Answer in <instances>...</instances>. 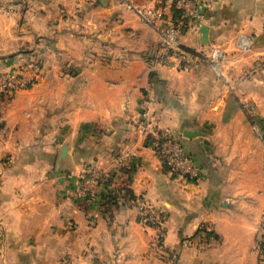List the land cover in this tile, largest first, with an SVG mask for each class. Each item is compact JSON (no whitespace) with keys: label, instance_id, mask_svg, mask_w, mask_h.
I'll use <instances>...</instances> for the list:
<instances>
[{"label":"crops","instance_id":"1","mask_svg":"<svg viewBox=\"0 0 264 264\" xmlns=\"http://www.w3.org/2000/svg\"><path fill=\"white\" fill-rule=\"evenodd\" d=\"M155 1L0 0V73L35 81L0 94V264H264V0H201L185 70L128 8ZM145 112L198 179L171 174ZM85 166L113 177L94 198L77 195Z\"/></svg>","mask_w":264,"mask_h":264},{"label":"built area","instance_id":"2","mask_svg":"<svg viewBox=\"0 0 264 264\" xmlns=\"http://www.w3.org/2000/svg\"><path fill=\"white\" fill-rule=\"evenodd\" d=\"M11 1V0H10ZM135 15L158 31L162 39L161 64L174 65L185 70L198 58L194 52L182 47L180 38L184 30L196 29V23L202 19L204 3L201 0H157L145 7L128 5ZM208 58L214 68L222 61V52L212 48ZM33 78L22 69L15 68L0 73V94L11 95L32 86ZM140 133L149 141L150 147L161 157L171 174L178 178L196 180L199 168L182 147L180 141L172 134L160 130L152 117L145 112L139 122ZM113 177L101 173L91 166H85L81 176L77 195L82 198H94L99 195V188H105ZM138 221L159 230L163 225L162 212L149 204L144 198L135 201ZM159 230V237L162 233Z\"/></svg>","mask_w":264,"mask_h":264},{"label":"water","instance_id":"3","mask_svg":"<svg viewBox=\"0 0 264 264\" xmlns=\"http://www.w3.org/2000/svg\"><path fill=\"white\" fill-rule=\"evenodd\" d=\"M199 32H200L201 35H202L201 42H202V43H207V40H206V36H207V28H206V26H202V27L200 28Z\"/></svg>","mask_w":264,"mask_h":264},{"label":"rangeland","instance_id":"4","mask_svg":"<svg viewBox=\"0 0 264 264\" xmlns=\"http://www.w3.org/2000/svg\"><path fill=\"white\" fill-rule=\"evenodd\" d=\"M22 67H25V66H23L22 65ZM17 69H21V67H18ZM10 70H14V68L13 69H10ZM23 70V69H22ZM7 71H9V70H7ZM24 71H26V69L24 70ZM31 78H33V77H31ZM35 84V81H34V79H33V83H32V86ZM31 86V87H32ZM163 216V215H162ZM163 218H164V216H163Z\"/></svg>","mask_w":264,"mask_h":264},{"label":"trees","instance_id":"5","mask_svg":"<svg viewBox=\"0 0 264 264\" xmlns=\"http://www.w3.org/2000/svg\"><path fill=\"white\" fill-rule=\"evenodd\" d=\"M114 197H115V196H114ZM104 199H105V200H106V199H107V200H110V199H111V196H110V195H107V196L104 197ZM131 199H132V198H131ZM134 203H135V200H134L133 204H134Z\"/></svg>","mask_w":264,"mask_h":264}]
</instances>
